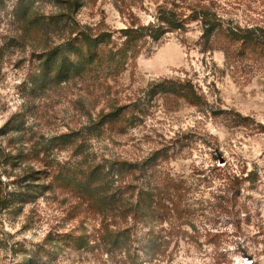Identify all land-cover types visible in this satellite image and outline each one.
<instances>
[{
  "label": "rangeland",
  "instance_id": "rangeland-1",
  "mask_svg": "<svg viewBox=\"0 0 264 264\" xmlns=\"http://www.w3.org/2000/svg\"><path fill=\"white\" fill-rule=\"evenodd\" d=\"M167 5L184 18L208 8L222 27L208 39L190 21L123 56L122 30ZM239 28L264 32V0H0V264H119L100 231L105 195L89 205L77 187L98 165L114 166L125 197L180 187L177 224L193 238L162 264H264V51L242 50L227 34ZM80 34L110 35L101 64L55 79L46 61L76 60ZM163 81L191 82L202 103L148 92ZM254 171L256 187L228 202L226 176ZM144 223L138 236L155 221Z\"/></svg>",
  "mask_w": 264,
  "mask_h": 264
},
{
  "label": "trees",
  "instance_id": "trees-1",
  "mask_svg": "<svg viewBox=\"0 0 264 264\" xmlns=\"http://www.w3.org/2000/svg\"><path fill=\"white\" fill-rule=\"evenodd\" d=\"M190 9L192 10V14L188 18H184L185 15L179 13L176 9L169 8L167 5L159 8L156 22L150 23L147 26L132 24L125 30H122L125 37L123 56L126 57V52L129 51L131 59L137 58L147 37L158 41L169 32L185 29V26L190 21H200L203 28V37L205 38L210 39L216 32L220 31L222 27L220 22L222 21L215 12H211V10L205 7ZM227 34L230 38L242 42V50L251 46L264 51V32L261 29L239 28L237 31L230 29L227 30ZM107 37H110V35L104 34L100 37H91L87 34H80V39L77 40L79 45L75 46L76 60H71L70 56H61V64L56 65L55 58L51 59L53 56L58 55V53H55L46 61L45 66L51 70L54 69L55 79H60L63 76L64 80L69 75L83 73L86 68L93 64L99 66L103 59L101 57L103 50L99 49V46L101 43H104ZM105 43V46H108V43ZM83 49L88 51L89 55L85 56ZM112 55L111 61H114L115 54L112 53ZM153 87L148 92L153 93L154 96L160 93L174 94L181 96L188 103L195 106H199L202 103L201 96L195 91L194 85L191 82L163 81ZM122 115V109H114L107 117L120 118ZM129 167L136 168L137 166L130 164ZM114 170V166L107 170L99 165L88 168L87 171L81 172L83 181L77 185L78 189L82 191L81 195L85 194L89 198L85 197L87 199L85 202H88L89 205L91 204L90 197L92 194H95L99 198L105 195V203L108 204L109 214H103L105 216H102L100 231L103 232L102 239L108 246L107 253L120 256L119 264H162L167 259V262H170L174 256V250L180 246L181 240L187 237L189 239L193 238L191 232L180 228L177 224L178 220L181 221L183 219L180 208V187L176 184H165L160 189L147 185L137 190V192H132V195L130 194L128 197H125L121 194L123 193L120 191L121 188L114 187V182L112 183L114 175H117L113 172ZM116 171L120 170L116 169ZM259 177L260 175L257 171L250 172L246 178L242 177L241 179L240 176L234 173L227 175V179L223 185L225 187L229 186L230 190L235 189L233 198L230 199L227 196V201L236 199L243 182L249 181L251 187L255 188L260 180ZM171 189L173 190L171 191ZM228 193L229 190L224 195ZM30 194L28 193L29 196L25 195V197H30ZM80 197L84 201L83 196ZM170 212H172V216ZM117 218L120 222H117ZM148 220H154V226H150L146 232L138 236L137 231H133L134 227H138L140 223ZM165 222L168 224L167 228L164 227ZM156 224L161 226V229L157 230ZM143 225V228L147 227L145 223ZM182 225L184 224L182 223ZM77 241L75 239L74 244L83 243L81 239ZM173 243L174 247L170 250ZM254 254L257 257L260 255L264 256V249L259 250L257 247ZM256 262L253 261L252 264H256Z\"/></svg>",
  "mask_w": 264,
  "mask_h": 264
}]
</instances>
